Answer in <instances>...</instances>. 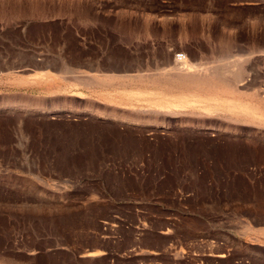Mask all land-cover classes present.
<instances>
[{
    "label": "rangeland",
    "instance_id": "374dc122",
    "mask_svg": "<svg viewBox=\"0 0 264 264\" xmlns=\"http://www.w3.org/2000/svg\"><path fill=\"white\" fill-rule=\"evenodd\" d=\"M260 88L264 0H0V264H264Z\"/></svg>",
    "mask_w": 264,
    "mask_h": 264
},
{
    "label": "water",
    "instance_id": "95a60500",
    "mask_svg": "<svg viewBox=\"0 0 264 264\" xmlns=\"http://www.w3.org/2000/svg\"><path fill=\"white\" fill-rule=\"evenodd\" d=\"M48 70H52L54 73H59L60 71L57 70V69H52V67L50 66H45L43 64H39V63H33L32 66H25V67H22V69L20 70H11L10 69V72H14V73H22L24 75L26 74H32L34 72H41V71H48ZM57 70V71H56Z\"/></svg>",
    "mask_w": 264,
    "mask_h": 264
},
{
    "label": "bare ground",
    "instance_id": "6f19581e",
    "mask_svg": "<svg viewBox=\"0 0 264 264\" xmlns=\"http://www.w3.org/2000/svg\"><path fill=\"white\" fill-rule=\"evenodd\" d=\"M231 68V67H230ZM197 70V69H196ZM40 72V71H39ZM192 72V71H191ZM197 72V71H196ZM35 73V72H34ZM221 73V72H220ZM33 74V73H32ZM192 74V73H191ZM211 74V73H210ZM232 74H234V73H232ZM223 77V76H222ZM247 76H245V79L247 80V79H249V78H246ZM248 77H250V76H248ZM231 78V77H230ZM225 79H228V78H225ZM229 80V79H228ZM233 81V83H234V80H231V82ZM238 83H240V82H238ZM226 84V83H225ZM252 86V85H251ZM239 87V86H238ZM246 87V86H245ZM262 87V86H261ZM248 88V87H247ZM251 88V87H250ZM261 89V88H260ZM262 90V89H261ZM260 90V91H261ZM255 91V90H254ZM263 91V93H264V90H262ZM254 93V92H253ZM261 94H263L262 92H260ZM260 94V95H261ZM132 95V94H131ZM259 95V96H260ZM264 95V94H263ZM255 96V95H254ZM261 97H263L262 95H261ZM183 98V97H182ZM260 99H262V98H260ZM186 101H187V99H185ZM205 100V99H204ZM171 102V101H170ZM207 103H209V102H207ZM181 105H183V103L181 104ZM192 105V104H191ZM209 105V104H208ZM214 105H215V103H214ZM183 107V106H182ZM205 107V106H204ZM179 108V107H178ZM176 109V108H175ZM201 110V109H200ZM217 110V109H216ZM210 110H208V112H209ZM213 112V111H212ZM258 112V111H257ZM220 113V112H219ZM251 114V113H250ZM1 259V258H0ZM6 259V258H5ZM8 259V258H7ZM9 260V259H8ZM1 261V260H0ZM4 262H6V261H4ZM8 262V261H7ZM6 264V263H5ZM8 264V263H7Z\"/></svg>",
    "mask_w": 264,
    "mask_h": 264
}]
</instances>
